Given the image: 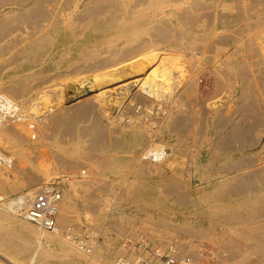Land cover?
<instances>
[{"label": "bare ground", "instance_id": "bare-ground-1", "mask_svg": "<svg viewBox=\"0 0 264 264\" xmlns=\"http://www.w3.org/2000/svg\"><path fill=\"white\" fill-rule=\"evenodd\" d=\"M182 51L190 54L203 52L209 61L213 57L214 61L211 62L214 64V74L223 76L224 80L227 78L228 85L232 83L228 80L233 78L232 89L231 86L228 88L233 91L232 94L238 93V105L235 109H215L216 105L209 106L207 100L200 103L198 97L197 101L202 108L198 111V114L201 113L197 118L200 121L198 130L209 138H216L218 145L223 146L226 141L243 136L237 122L228 127L237 114L242 119L252 117L260 123L259 90L264 87V0H0V146L6 142L13 147L12 156L0 151V190H5L7 186L11 190L20 188L21 184L18 185L17 179L10 181L5 175V169L14 164L18 167L14 158L21 164L29 158L28 155H32L28 154L29 148H38V141L47 140L50 134H59L63 136V140H69L62 144V152L53 155V164H42L38 167L43 175L37 173L27 176L30 185H38L56 172L59 175L63 171L59 173L61 166L68 165L73 168L78 165L83 156L80 149L84 144L81 140L85 136L90 137L89 144L87 143L90 148H114L111 152L105 151L107 153L91 152L92 156L100 157V165L105 168L123 169L135 160L138 165L144 162L161 164L167 161L172 154L165 145L155 143L153 135L156 126L159 125L162 129L167 127L174 132L188 129L196 131L198 125L194 121L196 108H191L190 105L183 108L185 105L182 107L180 104L183 93L179 91L182 93L179 94L177 91L179 85L189 79L184 67L187 64L186 58ZM125 70L132 74L130 81L124 80L127 75L123 76L122 73ZM73 74H76L79 86L74 90L69 88L73 91L65 94L64 87L63 91L60 86L63 85L61 81L68 82ZM89 74L91 77L87 78ZM59 80L61 81L56 82ZM197 81H186L184 92L186 85L194 92L200 84ZM221 83L219 84L224 85ZM215 85L218 86V82ZM33 90L36 94L42 93L40 99L34 101L42 102L32 106L28 118L22 114L26 107L23 97ZM48 91H53L58 98H50ZM255 122L251 123L254 129ZM145 135L148 144L142 145ZM202 136L204 135L200 137L199 134L198 138L202 139ZM137 147L141 148L136 150ZM191 158L193 159V155ZM237 158L228 165V169H231L224 172V179L232 183L221 194L220 199L224 202L227 213L231 215L239 212L237 208L244 207L243 212L258 223L252 233L258 236L264 234V194L252 199L242 193L246 190L244 185L254 176L244 172L236 177L232 170H239L247 162L250 165V160L251 165L257 166L256 169L253 168L255 166L252 167L253 171L262 169L264 155L249 159V155L243 154ZM257 161L261 162L260 165ZM141 169L137 167V173L141 174ZM259 172L262 171L258 170L253 174L257 175ZM135 173L136 171L134 175ZM254 182H250L251 187ZM78 183L80 182H71L69 185L73 189L74 197L67 188L66 197L60 206L58 232H39L20 216L17 202L28 203L40 184L3 202L0 219L6 221L4 223L16 224L18 229L7 228L0 221V264H44L57 253L64 255L69 264H81L83 259L86 262L90 258V262H98L95 257H89L91 255L69 235L64 237L61 234L63 222L69 218L78 202ZM185 200L189 202L185 197L180 202L184 203ZM18 216L22 221L17 219ZM186 228L182 231L188 232ZM201 233H206V230ZM54 243L61 248L60 251L51 249L50 245ZM105 256L101 255V258ZM16 257H22L24 261L21 263ZM130 258L137 259L134 254ZM105 263L109 261L106 260Z\"/></svg>", "mask_w": 264, "mask_h": 264}, {"label": "rangeland", "instance_id": "rangeland-1", "mask_svg": "<svg viewBox=\"0 0 264 264\" xmlns=\"http://www.w3.org/2000/svg\"><path fill=\"white\" fill-rule=\"evenodd\" d=\"M183 52L184 51H182V53ZM204 54L203 52L194 53V54H190L189 52H186L182 54L186 58V63L189 64L188 65L189 68L187 64H184V67H186L185 68L186 72L189 76L188 78L193 79V81L198 80L197 83L198 84L200 83L198 85L199 88L198 87L197 89L195 88L193 92V89H190L189 87L187 88L188 85H186L185 86L186 91L184 92L185 90L183 88L184 83H186V81H189V79L186 81L184 80V82H182L179 85L178 88H181V89L177 88V91L179 94L183 93V96L181 97L182 100L180 102L181 106L183 107V105H185L183 108H187L190 105L191 108L197 109V110L195 109L196 112H195V117H194L195 123L198 124L195 128L196 131L194 130L192 131L191 129H188L190 132L188 130H185V131H188L186 133L184 130L173 132V130L170 131L167 127H163L162 129L159 125L158 127L155 125L156 128L154 129V135H153L155 143L165 145V148L168 150V152L170 151V153L172 154V156L167 161L161 164L154 163V162L153 163L144 162L142 164H139L140 165L139 166L137 164V161L135 160L134 163L123 167V169L118 170L112 167L105 168L100 165V162H99L100 157L97 158V156L95 155L92 156V153L97 154L98 153L97 151H99L100 153H107L105 151L111 152L114 150V148L110 146H105V148L104 146H100L97 148L96 147L90 148L89 146H87L89 144L88 141L90 137L85 136L81 140L84 146H82L80 149L83 155L80 158V162L82 163L79 162L78 164L80 166L75 165L76 168L75 166H73L72 168V166L70 167L68 165L67 166L65 165L64 167L61 166V170L59 171V173L62 170L63 171L82 170V169L86 170V175L83 178L85 182L82 180L83 182H80L78 183V185H76L77 192L79 193V197H77V200H76L78 202H76L75 209L73 210L69 218L65 222H63V229L61 231V234L64 237H66L67 234L64 233V229L67 227V225L70 222L77 223V224L80 222H84V224L90 225V227L92 228V231L95 232V234L91 238V241L95 242V248L93 249L92 253L87 252V254L91 255L89 257H95V259H97L98 262L92 263L90 262L92 261V259L90 258L91 260L89 259L86 262L83 259L81 264H106L105 263L106 260L109 261V263L107 264H111L112 262H114L111 260H115L116 257L119 256L120 254H124L122 251L123 248L121 249V243H122L124 234L128 230H133L135 227H138V226L143 227L148 231H151L154 236V239L157 240L156 242L158 244H162V243L166 244L172 241L182 243L186 240H190L191 245H192L190 248V251H185V252L194 254V255L197 254V258L199 257V259H197L198 261L195 262L194 264H264V254H263L264 234L261 233L258 236L252 235L253 230L254 228L255 229L257 228L258 223H256L255 220L248 217L246 213L243 212V209H245L244 207L237 208L239 212H236L235 215L233 214L231 215L230 213H227L223 205L224 202H221L222 200L220 199L221 194L225 193L227 189L229 188L230 184L232 183V181L224 179V174L229 169H231V167L228 169V165H230L234 160L238 159L237 156L240 157L243 154L249 155V159H254L256 157H260L264 155V133H263L264 132V124H263L264 122V87L259 90V94L261 98L260 99L261 114L259 115L262 120V121L260 120V123L263 125L261 126V124L257 123L256 120H253L252 117L242 119L241 118L242 116H239L240 114L239 115L237 114L236 119L230 122L228 127L229 128L232 127V125L237 122L238 125L241 126L240 132L241 134H243V136H240L241 138H232L230 139L231 142L228 140L226 141V144H224L223 146L218 145L219 143L216 138L214 137L209 138V136H206V134L202 133V131L197 129L200 124L199 123L200 121L197 120V118L200 117L201 115V113L198 114V111L200 112L202 109L201 104H199V102L201 103L207 100V103L209 106L216 105L215 109H220L221 107L223 108L231 107V109L232 108L235 109L238 105V103H236V100L238 98V93L235 92V94H232L233 91L232 90H231L232 92L229 91L230 89L228 88V86H231V89H232V86H233L232 83L234 79L230 78V80L228 81L229 82L232 81V83L228 85L227 78H225L226 80L225 81L224 78H222L223 76L220 77L221 75L219 76V74H214L215 73L213 71L214 64L212 63L214 61V60L212 61L213 57L210 54L212 59L210 58V61H209L207 59V55L206 54L204 55ZM193 58H195V60ZM192 59L194 61H192ZM189 69H193L194 71L193 70L191 71ZM211 70L213 71V74ZM128 71L129 70H125V73H122L123 76L125 74L127 75V76L125 75L126 76L125 79L122 77L125 81H130L131 80L130 78L132 77L131 72L130 71L128 72ZM195 74L197 77L195 76ZM75 75L76 74L72 75L73 78L69 79L70 81L68 80L67 82L66 80V83L70 84L69 86L65 85L66 83L64 81H61V80L56 81V82L61 81V83L63 82L62 84L64 86L63 85H60V86H62L63 91L65 89L64 93L65 92L70 93L74 90V88L79 86V83L77 82V78ZM89 77H91L90 74L87 75V78ZM219 79L221 80L219 81ZM199 80H201V82ZM71 81H72V84H71ZM223 81H225V83ZM217 82H218V86L215 85ZM220 82L224 83V85L222 83H221L222 85H220L219 84ZM223 86L225 88H223ZM69 88L73 90H69ZM41 91H44V90L41 89ZM179 91H181L182 93ZM48 93H49L48 95H50V98H52L53 100H56L58 98V96H56V94H54L53 91L51 92L48 91ZM178 93L176 92L175 94L177 95ZM41 95L42 93L36 94V91L33 90L32 92H29L25 97H23L25 98L24 105L26 107H25V111H23L22 114H24L27 117L28 116L30 117L32 106L37 104V102L39 101H40L39 103L42 102L41 100L34 101L36 99H40ZM177 96L179 97V95ZM187 97L189 98V100ZM197 98H198V101L200 100L199 102L197 101ZM190 99L192 100L194 99V100L192 101ZM252 121L253 122L256 121L254 123L256 125L255 129H254V125L251 124L253 123ZM250 127L251 129L253 128L252 131L251 129H249ZM181 131H183V133ZM193 132L195 133V135ZM155 133L157 136L155 135ZM184 133L186 135H184ZM199 134H200V137L201 135H204L202 136V139H199L200 138ZM49 136L47 140L38 141L37 143L38 148L37 147L29 148L28 154H32L31 155L32 157L28 155L29 158L26 160H23L21 164L17 161L16 157L14 158V160L16 161V164H18V167H15V164H14L9 169L8 168L5 169L4 173H6L5 175H7L10 178V181L11 180L15 181L17 179L19 181L18 182L19 184L18 183L17 184L19 186L21 184L20 186L21 189L19 188L16 190H11V188L7 186L5 187V190H0V195H3L6 198H9V197L13 198L14 196L18 195L21 191L27 188H31V187L32 188L38 187L41 184H43V182H47L54 176H57L56 175L58 174L57 172L56 174H52V176L50 175L51 177L46 178L47 180L43 179L41 183H39L40 185L39 184L30 185L28 182L27 176L29 175L32 176L37 173H38L37 175H43V173L39 170L40 166L42 164H47V165L49 163L53 164L54 162L53 161L54 159H52L53 155L56 153L62 152V149H61L62 144H64V142H67L69 140V138H64L63 140L62 139L63 136L59 134H52V136L50 134ZM182 136L186 138L183 139ZM161 137L163 140L161 139ZM178 138L179 139L181 138L180 139L181 141ZM175 141H178V142H175ZM147 142L148 141L145 135L144 141L141 144L146 145L148 144ZM208 142H210V144H208ZM11 146L12 144L3 142L2 145L0 146L1 147L0 151L6 154L7 156H12L13 147ZM178 147L179 148L181 147V148L178 150ZM192 147H194L193 149L195 150H193ZM139 148L141 147H137L136 150ZM39 154L42 155L41 158ZM192 155H193V159L191 158ZM88 156H91L94 159L91 157L88 158ZM209 161H211L210 162L211 164L209 163ZM249 163L250 165H247L248 164L247 162L245 164L246 166H242V168L239 167L240 168L239 170H237L238 168H234V170L232 171H233V174L235 173L236 177L238 176L240 177V175L244 172H248L252 174L254 177L256 176V178L251 177L253 179L248 180L247 185H244L243 187L244 189L246 187V190L242 192L252 197V199H256L257 197L261 196L262 193L264 194V168L258 169L259 171H262L261 173L259 172L257 175L253 174V172L258 171V170L253 171V168L256 169L257 166L253 164L251 165V160ZM260 163L261 162L257 161V164L260 165ZM134 165L136 167L135 168L136 170L134 169ZM158 165H161V166H158ZM137 167L139 170L142 167H144L143 168L144 170L141 169V174L137 173ZM131 169H133V171ZM135 171L136 173L134 175ZM132 172L133 174H130ZM144 172L146 174H144ZM155 173H158V174H155ZM171 174H174V175H171ZM175 175L179 177H175ZM208 175L210 177H208ZM261 177H262V181H261ZM139 178H141V180ZM209 178L211 181L209 180ZM173 181L175 182L177 181L176 183L181 184V185L175 184V182ZM250 182L251 183L254 182L252 186L256 187L255 186L256 184L258 185L257 186L258 188L251 187ZM137 183L139 184L137 185ZM84 184H86L87 186H85ZM241 185L243 186V184ZM178 186H181L182 188ZM70 187H68L69 188L68 191L72 194V197H74L75 194L73 192V189H71L72 187L71 188ZM110 188H114V189L117 188V189L115 191L114 190L109 191ZM128 190L131 191V194H130V191ZM182 193L188 194V195L184 196V194ZM111 194L112 196H110ZM134 194H136L137 196ZM132 195H134V198H132ZM239 195H241V193ZM182 197H185L186 199H188L189 202L185 200L184 203H181L180 199ZM92 204L94 205L92 206ZM146 211L148 214L146 213ZM228 216L230 217L228 218ZM17 219L22 221V218H20L19 216L17 217ZM0 221L7 228L18 229L16 224L14 225L8 222L4 223L6 221H3L1 219ZM199 226H201L200 227L201 229L199 228ZM185 228L186 230H189L188 231L189 233L187 231L184 232V230L182 231V229H185ZM192 229L194 230V232ZM190 230H192V232ZM203 230L204 232L206 230V233H201L203 232ZM50 247L54 251L61 250V248L55 243L51 244ZM260 251H262V253H259ZM101 255H106V256L104 258H101ZM16 259L19 262L24 261V258L22 257H16ZM49 259H47L44 264H51V263L52 264H57V263L58 264H61V263L69 264L67 262L66 257H64V255L62 256L59 253L53 254V256H51Z\"/></svg>", "mask_w": 264, "mask_h": 264}, {"label": "built area", "instance_id": "built-area-1", "mask_svg": "<svg viewBox=\"0 0 264 264\" xmlns=\"http://www.w3.org/2000/svg\"><path fill=\"white\" fill-rule=\"evenodd\" d=\"M86 170L62 171L41 186L33 194L28 203L18 201L20 216L30 222L37 231L42 233L58 232L60 206L66 197V191L71 182H82ZM117 188H110L116 190ZM112 196V194L110 195ZM17 196H14L15 198ZM9 198L0 195V206ZM64 233L78 242L82 249L92 253L95 242L91 241L95 234L92 228L84 222H70L64 229ZM151 231L143 227H135L128 230L122 239L121 249L124 254L116 257L114 264H194L197 262V254L186 253L190 251L191 241L182 243L168 242L158 244ZM134 254L137 259L132 260Z\"/></svg>", "mask_w": 264, "mask_h": 264}]
</instances>
